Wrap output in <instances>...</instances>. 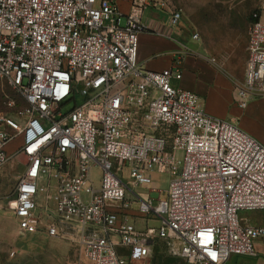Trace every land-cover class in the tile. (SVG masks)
<instances>
[{"label":"built area","instance_id":"2783aa9c","mask_svg":"<svg viewBox=\"0 0 264 264\" xmlns=\"http://www.w3.org/2000/svg\"><path fill=\"white\" fill-rule=\"evenodd\" d=\"M149 5L168 9L172 24L183 19L164 0H132L128 14L118 0H0V78L25 102L0 114V169L14 158L24 166L14 187L18 229L74 241L83 264L140 263L158 241L184 264L256 255L264 224L242 223L239 212L264 211V138L205 112L197 93L173 83L172 69L139 63ZM247 52L242 78L211 58L241 110L264 96L261 12ZM154 172L171 176L157 204L130 188L151 187ZM150 215L160 227L133 221Z\"/></svg>","mask_w":264,"mask_h":264},{"label":"rangeland","instance_id":"374dc122","mask_svg":"<svg viewBox=\"0 0 264 264\" xmlns=\"http://www.w3.org/2000/svg\"><path fill=\"white\" fill-rule=\"evenodd\" d=\"M164 1H167L172 8L182 11V25L187 33V39L191 40L190 33L199 34L198 40L203 47L199 49V53L204 55L206 52L218 64H222L228 74L236 78L243 77L252 15L261 12L264 21L263 0ZM254 100L250 108L243 111L245 115L242 120L245 118L256 131L264 133V96ZM12 102L14 105L11 104ZM24 105L22 96L0 78V114L12 115ZM73 106L72 101L64 110L67 111ZM232 110L235 114V110L239 109L233 104ZM231 115L233 113L228 114L225 119L231 120ZM253 136L258 140L264 138V136L262 138ZM19 142L20 139L9 142L8 152L13 154ZM20 159L14 158L0 169V264H83L74 241L68 238H51L41 232L24 235L19 231L13 209L14 187L18 176L24 171ZM99 174V169L93 171L95 178L99 177ZM153 178L154 184L151 187L131 185L130 188L142 199L150 197L154 200V204H157V200L166 197L171 176L168 173L154 172ZM128 198L133 199L129 193ZM133 210L138 213V202L134 203ZM239 217L242 223L260 224L264 222V211L242 210L239 212ZM133 221L139 228L147 225L158 228L161 225V219L153 215L147 218L136 216ZM166 257L173 256L165 251L163 242H158L149 258L131 264H160ZM238 257L233 256L226 264H236Z\"/></svg>","mask_w":264,"mask_h":264},{"label":"crops","instance_id":"0c3cea01","mask_svg":"<svg viewBox=\"0 0 264 264\" xmlns=\"http://www.w3.org/2000/svg\"><path fill=\"white\" fill-rule=\"evenodd\" d=\"M131 4L132 0H118L119 9L124 14L131 11ZM171 18V12L159 5H149L143 10L141 21L145 29L139 33V63L152 71L172 69L173 83L197 93L199 104L205 112L223 119L233 113L231 120L234 119L252 136L262 138L263 132L256 131L245 118L242 120L245 115L244 110L238 108L239 110H235L234 114L232 109L233 104H236L233 82L224 75L205 51L204 55L199 53V49L203 47L199 40L192 38L194 33H190L191 40L186 38L183 19L178 24H172ZM185 46L194 53H183ZM177 66L180 68V76L176 73ZM254 102V99L251 100L246 109ZM255 251L256 255L253 256H239L236 264H264V238L255 241Z\"/></svg>","mask_w":264,"mask_h":264},{"label":"trees","instance_id":"16d2710c","mask_svg":"<svg viewBox=\"0 0 264 264\" xmlns=\"http://www.w3.org/2000/svg\"><path fill=\"white\" fill-rule=\"evenodd\" d=\"M158 242H161V241H158ZM158 242L155 244V246L158 244ZM155 246H154V248H155ZM154 248H153V250H154ZM160 264H184V262H183V260L181 258L173 256V257L164 258L163 260H161Z\"/></svg>","mask_w":264,"mask_h":264}]
</instances>
